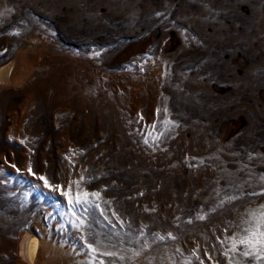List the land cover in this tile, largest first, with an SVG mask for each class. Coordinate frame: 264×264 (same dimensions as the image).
Listing matches in <instances>:
<instances>
[{
  "label": "rangeland",
  "instance_id": "rangeland-1",
  "mask_svg": "<svg viewBox=\"0 0 264 264\" xmlns=\"http://www.w3.org/2000/svg\"><path fill=\"white\" fill-rule=\"evenodd\" d=\"M5 64L0 264H264V0H0Z\"/></svg>",
  "mask_w": 264,
  "mask_h": 264
},
{
  "label": "snow or ice",
  "instance_id": "snow-or-ice-1",
  "mask_svg": "<svg viewBox=\"0 0 264 264\" xmlns=\"http://www.w3.org/2000/svg\"><path fill=\"white\" fill-rule=\"evenodd\" d=\"M41 179L44 178L41 177ZM67 195L69 196L70 203L74 202L76 204H82L88 202L86 199L89 195L88 193L82 194L83 197H85V199L83 200L80 198L81 193H77L75 201L72 200L70 193H68ZM92 195L95 196L98 194L93 193ZM246 223L251 224L249 228L244 229L247 235H245L242 239H239L238 241L234 242L232 245V250H236V243L247 245L250 249L260 253L256 256V259L260 260L261 257H264V205L261 206V209L258 213L256 211L250 213V221H246ZM161 239H163V237H161ZM89 248H91L94 253L97 251L95 248H92L91 245H89ZM105 255H114V253H105ZM136 255H139V253H136ZM241 255L247 257L249 255H252V252L244 251L241 253Z\"/></svg>",
  "mask_w": 264,
  "mask_h": 264
},
{
  "label": "bare ground",
  "instance_id": "bare-ground-1",
  "mask_svg": "<svg viewBox=\"0 0 264 264\" xmlns=\"http://www.w3.org/2000/svg\"><path fill=\"white\" fill-rule=\"evenodd\" d=\"M10 65L11 64H5V65L0 66V82L1 83L7 82V74L9 72ZM35 244H36V241L34 239V236L31 235V233H29L28 231H25L19 238V241L17 244L18 257L25 262H28V263L33 262L31 255H32V251H33Z\"/></svg>",
  "mask_w": 264,
  "mask_h": 264
}]
</instances>
